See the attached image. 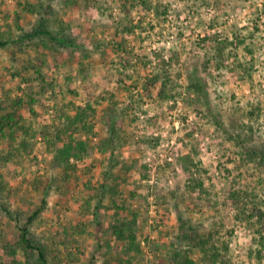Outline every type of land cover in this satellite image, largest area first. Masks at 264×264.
<instances>
[{
	"label": "rangeland",
	"instance_id": "obj_1",
	"mask_svg": "<svg viewBox=\"0 0 264 264\" xmlns=\"http://www.w3.org/2000/svg\"><path fill=\"white\" fill-rule=\"evenodd\" d=\"M40 23L76 47L25 38ZM250 32L253 78L234 77L223 67L234 59L218 58L213 40ZM164 66L168 96L160 99ZM190 71L207 99L189 88ZM5 95L31 104L23 109L31 135L26 149L0 139L1 201L14 213L0 207V263L14 259L13 249L28 260L18 219L48 249V264L198 260L179 241L183 216L201 231L220 230L231 264H264V219L253 209L259 202L264 210V0H0ZM79 108L88 128L70 132L87 150L72 158L78 172L68 178L55 160L56 135ZM119 219L131 222L135 239L116 234Z\"/></svg>",
	"mask_w": 264,
	"mask_h": 264
},
{
	"label": "trees",
	"instance_id": "obj_2",
	"mask_svg": "<svg viewBox=\"0 0 264 264\" xmlns=\"http://www.w3.org/2000/svg\"><path fill=\"white\" fill-rule=\"evenodd\" d=\"M41 36H49L52 40H58L63 45H67L70 47H76L75 42L69 39L59 38L54 36L48 29L45 28V24L40 23V25L31 33H28L25 38L35 39ZM255 33L250 32V35H242L235 33L234 38L230 39L226 38H216L213 41L216 43L215 50L218 52V58L221 60L234 59L233 64L224 65L229 69L231 74L236 77V74L239 75L240 78H253L252 69L254 65L255 56H256V43H255ZM43 39H46L45 37ZM253 40V41H251ZM4 45V44H3ZM243 48L245 51V57L247 55L251 56V60L246 62H240L239 59V49ZM228 51V52H227ZM251 65V66H249ZM165 67V66H164ZM167 67L164 68V81L161 84V87L158 90V96L160 99L167 98ZM159 76H156L152 84L150 86L156 87ZM190 86L189 88L197 94L202 95L207 99V89L206 83L202 80V78L198 75L197 71H190L189 75ZM3 99H0V139H8L9 145L13 150H18L16 148L22 147L26 149L29 146L28 141L31 135V129L26 127L25 125V117L23 114V109L29 103L26 102L24 98L21 97H12L11 95H5ZM208 109L212 112L210 107V103L207 100ZM31 105V104H30ZM28 105V106H30ZM88 108H91L89 105ZM93 109V108H92ZM215 118L216 123L223 127V122L217 117L215 113H212ZM86 108H79L78 112L75 116L69 117L66 116V123L62 127H59V131L56 135L58 141L62 142V146L56 149L55 160L60 166H63L66 170V177L70 178V176L75 175L78 170L77 166L71 163L72 158L81 159L83 153L86 152L87 146L83 141H79L74 137V133H71L72 129L74 132L78 129V125L80 123L86 126L87 119ZM107 122L110 126V131L112 134H115V117L107 116ZM58 127H56L57 129ZM225 128V127H223ZM23 136V141L19 143L16 147V142L19 136ZM43 135L50 144L54 145L56 143V139L50 136L49 127H46L43 131ZM69 135L70 139L65 142V139ZM14 155V154H12ZM201 186L203 184L201 183ZM196 187H192V192H195ZM238 196V198L242 199L241 193H232V198ZM2 193L0 189V207L6 212V214L10 217H14V213L11 212L7 203H3L1 201ZM178 197L175 196V199ZM244 199V198H243ZM240 202V201H238ZM47 201L43 200V206L39 209L38 212L35 213V220L41 213L42 210L46 207ZM254 211L264 219V210L263 207L259 204V202L254 203ZM17 220V219H16ZM180 231L182 232L179 236V241L186 242L191 252L199 251V259L195 260L190 257L187 253L184 258V262L181 264H231V260L228 257L229 254V246L224 243V235L220 230H217L215 226H212L209 230L201 231L200 227H196L192 220L185 219L183 216H180ZM118 223L113 227L114 231L120 238H126L127 233L130 232V237L135 239L132 235L131 222L127 219H119ZM17 227L20 231V246L25 251V256L28 259L26 262H23L17 259L18 253L13 249L12 256L14 259L10 263H0V264H48V249L41 243L36 241L31 236V228L27 227L20 223L19 219L17 220ZM133 228V227H132ZM180 256V253L175 254L174 260H177ZM35 260V261H34ZM34 262V263H32Z\"/></svg>",
	"mask_w": 264,
	"mask_h": 264
}]
</instances>
